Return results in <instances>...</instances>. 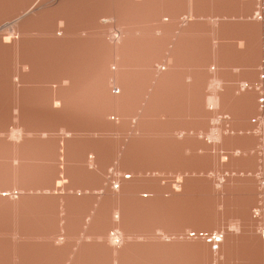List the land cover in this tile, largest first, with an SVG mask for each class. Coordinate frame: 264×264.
<instances>
[{
    "label": "bare ground",
    "instance_id": "1",
    "mask_svg": "<svg viewBox=\"0 0 264 264\" xmlns=\"http://www.w3.org/2000/svg\"><path fill=\"white\" fill-rule=\"evenodd\" d=\"M181 1L15 0L0 7V62L13 58L12 72L0 75V105L8 101L6 111L0 107V264H205L199 259L220 257V246L225 264H264V114L257 119L264 60L262 70L241 72L240 82H256L255 91L239 86L238 94L216 58L221 40L259 32L263 45L264 15L206 11L210 26L201 27L195 19L202 14ZM239 15L263 27L224 26ZM203 37L213 41L214 59L199 58L204 49L195 43ZM224 121L258 123L261 154L251 153L255 136L227 135ZM231 137L241 151L229 172L257 169L262 177L217 181L226 222L233 224L229 206L242 212L234 231L222 232L191 198L190 176L166 181L165 172L191 174L194 139L207 145ZM255 194V219H262L251 224ZM188 201L185 219H161ZM254 247L258 253L247 251Z\"/></svg>",
    "mask_w": 264,
    "mask_h": 264
},
{
    "label": "rangeland",
    "instance_id": "2",
    "mask_svg": "<svg viewBox=\"0 0 264 264\" xmlns=\"http://www.w3.org/2000/svg\"><path fill=\"white\" fill-rule=\"evenodd\" d=\"M12 1H15V0H0V7L8 6L11 4L10 2H12ZM2 4H4V5H2ZM12 4H13V2H12ZM87 4L91 5V6L94 5L93 0H87V3L85 5L88 6ZM186 4H187L186 1L182 0L180 3H178V6L184 7V6H186ZM255 4H256V2H249L248 5H255ZM258 5L261 6V8L263 9L264 0H259ZM1 11L2 10L0 9V17L3 15V13ZM258 11L261 12L260 13L261 15H264L263 10H258ZM258 11L256 10L257 13L255 12V16L258 15ZM183 13L179 19H182L183 17L186 16ZM258 19H261V18L259 17ZM3 25H5V23H3ZM263 29H264V27H263ZM263 37H264V35H263ZM205 38H207V37H205ZM207 39L211 40L210 38H207ZM202 40H205L204 37L202 38ZM239 40H242V39H238L236 41H239ZM227 42H232V41H227ZM262 46H264V43ZM3 52H0V54ZM260 63L261 62L258 63L257 60H254L253 64L255 65V67L253 69L254 70H256V69L262 70L263 67L260 66ZM214 68H215L214 65H211L210 71L214 70ZM112 69H114V66H112ZM183 69L187 70L186 68H183ZM12 70H13V58L12 57L5 58L2 60V62H0V72H1L0 75H2V74L6 75V74L12 72ZM211 83H212V79H209L208 84L211 85ZM255 83L256 82H253V81L251 82L253 87H255ZM206 91H208V90H206ZM1 95H3V94H0V99H1ZM7 104H8V101L2 100V104L0 105V107L4 108V110H5L6 107L8 106ZM262 109H264V108H258L259 114L257 115V119L260 118L262 114H264V110H262ZM5 111H3V113L6 116ZM222 116L226 117V115H222ZM113 118L114 117H111L112 120H113ZM212 124L213 123L211 122V125ZM199 125L200 124H198V123H194L195 128H198ZM259 128L260 127L258 126V123H257V125H255V123H254L251 126H248L247 124H243L240 122L234 124L230 121H224L221 124V129L227 135L239 134V135H246V136H249V135L255 136L257 138V143L253 147V149L251 150L252 151L251 153L254 154L255 156H258L261 154L260 153V150H261L260 146L262 145V142H261L262 140L258 139V137L256 136V135L259 136V131H258ZM193 133H195V132H193ZM193 133H192V135L195 138H197L198 134L195 135ZM199 137H202V135H200ZM238 138H243V137H235L233 139H238ZM204 139H206L207 142L211 141L208 137H206ZM221 141L222 140H218V141H213V143H211V144L208 143L207 145H203V144L200 145V144H198V139H194L192 141V143L195 144V147L193 149H195L197 151L194 153V155L191 154V174L184 172L183 170H175L172 173H170L167 170L165 172V176H166V181H167L168 179H176V178L183 176V175H186V176L189 175L190 179H191V181H190V183H191V198L194 200L196 199V204L198 207H200V206L205 207L204 208V211H205L204 214L208 217V222H210L211 225L215 224V227H216L215 230L220 228V230L222 232H232V231H234L233 226H235L237 224V222L240 221L239 216H240V214H242V212L241 211L237 212V210H238L237 206H236V208L234 206H229V210H235L232 214L227 213L228 215L233 217V221H232L233 224H229L228 221L226 222V219H224V215L222 213V207H221V206H223L222 203L224 202V195L221 196L217 192L216 188L220 187L219 184H216L217 181H220V183H222L221 180H223V179H220V178H226V176L237 177V178L243 177V176H251L254 178L255 175H257V177H260V176L262 177V175H259L258 173H256L257 169H255V170L245 169V172H240V170L238 169L239 172H231V171L229 172L230 167L233 165V163L235 161V159L231 156L233 154H235V155L239 154L241 150L235 149L236 148L235 146H231L232 145L231 142L233 141L232 137L224 139L223 142H221ZM247 141H249V140H247ZM250 141L252 142V140H250ZM250 141L248 143H250ZM227 142H228V145H226ZM201 154H204V155H201ZM259 170H260V168H259ZM156 172L158 173V171H156ZM259 172L264 173V171H261V170ZM243 173H245L247 175H244ZM260 179H264V178H259V180ZM262 183L264 185V180H262ZM258 200H259V198L255 194L253 200H250L248 203V205L252 209L254 208L253 209V215L254 216H252L251 212L247 213L252 218L250 221L251 224H254L256 219H257V221L259 219H262V217H258L255 219V217L258 215V210H256V211H254V210L256 208H258V209L260 208V207H257V205L260 204V203H258ZM161 205L162 204H160L158 207H160ZM175 207H177L176 211L175 210H172L170 212H167L168 210L165 211L166 213L164 212V216H161V219L171 217L175 220L181 221V220L185 219V217H187L188 214L191 213V201L179 202L176 204ZM255 212H256V214H255ZM158 216L153 217L152 220L153 221H155L156 219L159 220ZM227 223H228V226H227ZM207 225H210V224L208 223ZM166 227L167 226L165 225V228ZM257 232L259 233L260 231L258 230ZM189 236L193 237L194 234L190 233ZM209 237L210 236L208 235V238ZM218 240H221V239H218ZM240 240H242L241 236L239 237L238 241H240ZM208 243H211V242L208 240L207 244ZM241 245L242 244H240L239 248L243 249L242 247H244V246H241ZM221 248H222V246H220V257H218L216 252H212L211 257L208 258L206 261H205V259L203 261L199 259V261L204 262L205 264H219V262L221 264H225L226 260L222 259L223 255L221 252ZM211 249H212V251L214 249H216V246L213 245L212 243H211ZM241 249L231 248V250L233 251V254H239V255L244 254V251L242 252ZM247 251L250 252L251 254L258 253L257 247L250 248ZM135 257H137L136 262H139L140 261L139 254H137V255L135 254ZM237 261H238V263L243 262L244 264H252L256 260L255 259H245L244 260V259L237 258ZM261 262H262V260H261ZM35 264H45V263L37 262Z\"/></svg>",
    "mask_w": 264,
    "mask_h": 264
},
{
    "label": "crops",
    "instance_id": "3",
    "mask_svg": "<svg viewBox=\"0 0 264 264\" xmlns=\"http://www.w3.org/2000/svg\"><path fill=\"white\" fill-rule=\"evenodd\" d=\"M258 1L259 0H191V10H193V12H195L197 16H199L198 14H202V15L199 16V18L195 19V21L198 22V23H196L197 26L199 25L201 27H203V26L204 27H209L210 24L207 23V21L209 22L210 19L206 16L209 12H214L215 11L213 13V15H216V17L224 16V14L233 16V14L243 13V12H247L246 14L245 13L244 14L250 16L254 11L262 9L261 6L258 5ZM249 2H256V4L255 5H248ZM262 10H264V7H263ZM197 12H198V14H197ZM239 16H241V17L236 18V20H230V21L227 20V22H225L226 25H224V26H232V25L233 26H242V27L252 26L253 28L254 27H259V26L263 27V25H259L260 23H257V24H255V23H250V24L245 23V21H251V20L243 18L242 17L243 15H239ZM205 21H206L207 24L205 23L202 26V23H204ZM207 25H209V26H207ZM257 32H258V30H257ZM204 39L205 40H203V41L201 40L202 42L199 40L198 41L199 44L197 42L195 43V45L196 44L199 45V46L202 45L201 48L204 49V50H200L201 54H199L200 52L198 53V55H200L199 58L202 59L205 56L206 53H210V54H207L205 56L206 58L207 57H209V58L206 59L204 57V60H209V59H212V58L214 59V56L212 54L213 53L212 51H214V48L212 46V42L213 41L209 40V39H207L205 37H204ZM219 43H221L220 48L221 47L222 48L218 50V54H219L218 56L222 57L224 55L226 58H224V56L222 58L221 57H216V58L219 60V64L223 66V68L220 67L222 72H228L230 74V77L229 76L228 77L231 79L232 82L230 83L229 86L231 87V90L233 91V93H238L239 94V91H238L239 86H240L241 90H244L245 87H247L248 89L254 90V87L252 86L251 81L245 80L244 82H247V83H243V82H240V81L244 80L241 77L242 74H243L241 72H243L245 70L256 71V70L253 69L255 67V65H252L249 68H246L244 66L241 67L240 65H243V63L247 59L248 60L251 59L253 61L254 60H257V61L261 60V62L264 60V57H263L264 55L262 54V51H261L262 44L260 42L259 32L255 33L254 37H250V38H247L245 40L242 39V40H239V41H232V42H227V41H222L221 40V41H219ZM202 53H204V54H202ZM223 59H224V61H229L230 65H232V64L238 65L237 69H235L236 67H232L230 65L229 66H224L221 63V61ZM235 71H237V72H235ZM241 84H243L244 87L241 86ZM209 85L210 84H208V86H205V88H204L203 92L206 93V94H208L211 91V89H212L211 86H209ZM258 88L259 87H256V89H258ZM206 90H208V91H206ZM261 100L262 99H260L259 101H261Z\"/></svg>",
    "mask_w": 264,
    "mask_h": 264
}]
</instances>
